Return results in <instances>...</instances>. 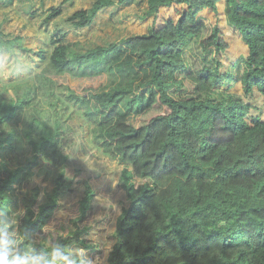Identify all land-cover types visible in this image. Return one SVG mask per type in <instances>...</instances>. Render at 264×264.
Wrapping results in <instances>:
<instances>
[{"label": "trees", "instance_id": "1", "mask_svg": "<svg viewBox=\"0 0 264 264\" xmlns=\"http://www.w3.org/2000/svg\"><path fill=\"white\" fill-rule=\"evenodd\" d=\"M129 1L93 0L68 19L76 27H87L106 7ZM219 1L147 0L143 18H155L162 7L187 5L168 37L157 31L153 21L144 33L79 48L77 41L66 39L67 31L58 29L50 40L52 51L36 52L58 72L106 73L108 83L88 91L108 97L122 115L145 111L159 96L170 109L164 145L171 147L165 162L172 170L162 176L136 179L131 166L144 157L142 143L130 139L137 130L126 131L112 122L103 131L123 164L119 183L128 199L117 219L109 264H264V119L255 114L249 120L252 105L244 98L256 86L264 93V0H227L229 16L249 48L238 61L243 65L241 74L222 70L218 54L229 43L220 26L213 25L203 36L197 25L203 8L218 13ZM219 6L224 12L225 4ZM61 13L62 4L53 5L45 20ZM193 42L199 46L195 54L201 63L187 60L188 48L195 50ZM184 79L193 85L192 93L176 97L173 91L183 87ZM231 80H241L244 96L221 88ZM55 89V80L45 72L10 86L0 84V238L6 235L0 253L7 254L9 264L66 260L82 264L69 248L75 244L93 248L86 238L90 227L83 224L93 212L96 197L88 179L80 180L75 229L56 242L37 239L62 199L76 189L66 173L65 126L60 120L69 103ZM48 99L52 120L36 115ZM26 113L32 121L23 134L7 128ZM22 141L31 153L24 159L19 154ZM58 159L61 165L55 163ZM45 160L55 167L52 172L45 168L51 187L27 185L18 194L33 175V166H42ZM19 201L22 212L11 224L10 215ZM15 226V233H6Z\"/></svg>", "mask_w": 264, "mask_h": 264}, {"label": "rangeland", "instance_id": "2", "mask_svg": "<svg viewBox=\"0 0 264 264\" xmlns=\"http://www.w3.org/2000/svg\"><path fill=\"white\" fill-rule=\"evenodd\" d=\"M92 2L93 0H0V84L10 86L37 72H45L55 80L56 93L69 103L64 107L60 120L65 126L63 149L68 155L66 173L74 181L76 189L73 194L62 199L52 220L38 233L37 239L45 243L56 242L59 236H66L75 229L73 220L79 214V198L82 194L80 180L88 179L96 191V197L93 212L83 224L90 227L86 238L93 244V248L75 244L69 251L81 258L84 261L82 264H109L108 256L116 241L114 231L117 219L122 208L128 205V199L119 183L123 164L120 163L113 144L103 137V131L112 122L120 123L126 131L137 130V136L130 139L142 143L144 157L131 166L136 179L141 180L150 175L162 176L172 170L165 162L171 147L164 145L169 133L165 116L170 109L159 96L145 111L122 115L121 110L113 106L108 97H95L88 91L90 87L97 88L108 83L109 76L106 73L81 70L58 72L52 68L48 59L42 60L36 52L40 48H45L48 53L52 51L50 40L58 29L67 31L66 39L77 41L79 48H89L130 34L144 33L153 21L157 31L168 37L187 5L182 3L162 7L155 18H143L147 0H130L106 7L98 13L90 26H74L68 17L76 9L88 7ZM60 4L62 13L46 21L50 7ZM227 16L225 17L218 4V13L211 8H203L196 20L203 36L211 32L213 25L220 26L229 43V47L218 54L224 63L222 70L239 74L243 65L238 64V61L246 56V50L229 12ZM193 44L195 50L188 48L187 60L191 64L196 61L201 63V57L195 54L199 46L196 42ZM183 83V87H175L173 94L176 97L192 93L191 82L184 79ZM231 86L232 90H236L234 80L231 85L225 81L221 88L230 89ZM10 93H13L12 89ZM246 99L252 105L249 120L255 114H260L264 119V93L256 92ZM45 102V107L39 109L40 113L37 112L36 115L41 118L48 116L52 120L53 107L49 104L50 99ZM31 121V114L26 113L18 120L10 121L7 128L23 134L24 128ZM26 147L27 143L22 141L19 148L21 159L31 154ZM57 161L55 163L61 165L59 159ZM48 167V172L55 169L49 160H45L42 166L34 165L33 175L23 188L18 189V194L21 195L27 185L50 188V176L45 171ZM22 209L23 205L19 201L16 212L10 215L11 224L18 221ZM8 229L7 234L16 232V226ZM4 236L0 238V243L4 241ZM33 247L34 245L31 246ZM62 264H72V261L66 260Z\"/></svg>", "mask_w": 264, "mask_h": 264}, {"label": "crops", "instance_id": "3", "mask_svg": "<svg viewBox=\"0 0 264 264\" xmlns=\"http://www.w3.org/2000/svg\"><path fill=\"white\" fill-rule=\"evenodd\" d=\"M221 2H223V4H225V6H224V14L226 15V17H228L227 15H228V12H229V10H228V1L227 0H220L217 4H220ZM233 21V20H232ZM233 25H234V27H235V29H236V32L238 33V35H240V36H238L239 37V39H240V41H243V39H242V37H241V34L239 33V31H238V25L233 21ZM244 42V41H243ZM244 46H245V50H246V54L245 55H247L248 54V52H249V48H248V46H247V44L244 42ZM242 73V72H241ZM240 73V74H241ZM235 81V86H236V90H232V86L230 87V91H232V92H237V93H239V94H242L243 96H244V90H243V85H242V82H241V80H234ZM228 82V81H227ZM233 83V80H231V81H229L228 82V84L229 85H231ZM256 92H260L259 90H258V87L256 86L255 88H254V91H253V94L252 95H254ZM260 93H262V92H260ZM252 95H249V96H245L244 98L246 99V98H250ZM247 100V99H246ZM248 101V100H247Z\"/></svg>", "mask_w": 264, "mask_h": 264}, {"label": "clouds", "instance_id": "4", "mask_svg": "<svg viewBox=\"0 0 264 264\" xmlns=\"http://www.w3.org/2000/svg\"><path fill=\"white\" fill-rule=\"evenodd\" d=\"M0 264H9L6 253H0Z\"/></svg>", "mask_w": 264, "mask_h": 264}]
</instances>
